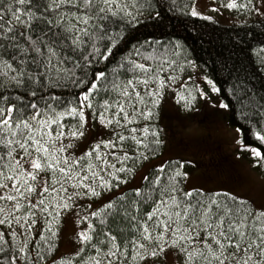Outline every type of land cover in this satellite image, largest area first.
<instances>
[{"label":"snow or ice","instance_id":"obj_1","mask_svg":"<svg viewBox=\"0 0 264 264\" xmlns=\"http://www.w3.org/2000/svg\"><path fill=\"white\" fill-rule=\"evenodd\" d=\"M138 2L0 0V264H40L43 252L54 247L62 212L82 195L98 197L100 189L125 183L119 174L133 171L127 162L147 159L149 143H161L158 138L146 143L149 135L158 137L149 126L131 125L152 118L167 83L160 78L168 71L163 65L171 68L175 61L149 53L142 58L163 56L159 66L125 57L111 72L84 73L93 60L110 58L119 42L116 30L137 19L131 9ZM251 4L230 0L225 6L247 9ZM191 15L200 14L193 8ZM121 70L128 79L120 78ZM157 80L155 89L147 87ZM207 83L212 92L219 91L212 80ZM70 87L68 99L64 93ZM88 110L110 129V138L77 156L73 141L85 135ZM255 138L264 143L259 132ZM237 144L264 159L258 148L239 139ZM175 163L168 183H161L165 168L160 166L162 175L145 176L147 189H135L131 202L122 195L81 217L88 226L77 233L82 246L76 255L88 248L92 252L81 257V264H140L168 250L177 254L178 264H264V208L230 194L183 191L177 178L188 174L184 163ZM38 222L44 227L35 239Z\"/></svg>","mask_w":264,"mask_h":264},{"label":"trees","instance_id":"obj_2","mask_svg":"<svg viewBox=\"0 0 264 264\" xmlns=\"http://www.w3.org/2000/svg\"><path fill=\"white\" fill-rule=\"evenodd\" d=\"M193 4L194 0H139L137 7L131 9L137 19L130 24L121 25L120 29L116 30L119 42L110 58L107 61L93 60L91 67H85L84 73L89 75L97 71L111 72L113 68H117L120 63L125 61V57L145 63L147 66H159L163 56H158L154 60H144L142 57L147 56L149 53H164L170 62L175 61L171 68H169L168 64L163 65L168 71L161 72L160 78L167 83L161 89L159 103L153 108L154 114L152 118L149 121L141 120L139 124L131 125V127L139 128L149 126L151 131L158 133V137L149 135L146 143L157 138L161 143L159 145L149 143L151 151L145 152L147 159L127 162V166L131 167L133 171L129 174H119L120 179L126 181L125 183H119L118 187L113 186L110 191L100 189L101 194L98 197L82 195L76 199L73 207L76 204L80 205L84 216L89 214L88 211L92 212L102 209L108 202H118L119 197L122 195L129 202L135 199L133 195L135 189H147L148 187V183L144 179L138 185L133 183L138 169L148 162L159 158L166 151V148L177 149L178 154L169 157L162 165L150 167L145 175L150 180L162 175L157 171L160 166L165 168V173L161 179L162 184L168 183V177L176 170L177 164L175 162L185 164L182 169L183 172L192 168L193 164L188 163L190 160L182 155V153L187 152L188 148L178 145L179 141L174 139L178 138V136L173 138V129L175 127L173 121L174 112L165 110L162 104L164 97L171 92L174 94V103L178 110L185 109V111H188L191 105L194 106L200 92L193 76L195 67H197L198 72L202 71L206 74L219 89L217 94L223 100L222 102L228 105L227 108L222 109V116L224 115L228 124L240 129V140L243 141L245 146L258 148L264 154V143L255 138L257 132L264 135V18L224 23L218 18L204 19V16H192L191 8ZM157 12L160 13L159 17L156 15ZM137 49L140 55L136 54ZM125 66L129 65L125 64ZM84 73L78 74L84 75ZM169 76L174 79L169 80ZM120 78L128 79L129 75L121 70ZM175 82H179L177 87L173 86ZM157 85L158 80L150 83L147 87L155 89ZM208 86L211 87L210 85ZM140 90L143 92V85L140 86ZM72 91L74 89L70 87L64 93L65 97L71 99ZM179 93L185 98L184 100L180 99ZM147 107L152 108V105L149 103ZM190 114H193L190 116L193 119L194 117L198 118L196 116L198 112ZM86 116L88 123L85 125V135L73 141L75 145L73 151L77 156L89 151L95 143L110 138V129L99 124L92 117L90 110L86 111ZM140 150L145 151L144 149ZM101 151L105 150L102 148ZM246 154H243V156L254 161V166L264 171V159L253 155L249 157ZM108 159L111 163H116L117 167H121L116 160L111 157H108ZM177 182L183 191H189L186 188L185 177H178ZM115 183L113 181L114 185ZM190 190H199L208 195L216 193L230 194L226 192L229 191L227 189L223 191L212 189L203 191L200 188H193ZM80 191L83 193L86 190L81 189ZM230 195L254 205L250 198ZM93 203H95V207L89 209L88 205H93ZM148 210L145 207L144 211ZM68 212L69 210L62 212L57 236L52 241L54 247L50 251L43 252L44 260L40 264H54V262L55 264H60L61 261L81 264V257L86 258L92 255L90 248L81 253L80 256L76 255L77 250L82 246L81 243H79L75 253H59L63 219ZM92 222L96 223L95 218L92 219ZM43 227V223L38 222L36 229L32 233L35 239L39 238V232ZM3 230L7 231V228L4 227ZM31 247H34V245H31ZM39 250L36 249V251ZM36 251L32 252L33 258L36 256ZM160 256L155 258L148 257L145 261H141L140 264L148 263L147 261L149 260H153L158 264L155 260ZM149 263H152V261ZM176 264H178V261Z\"/></svg>","mask_w":264,"mask_h":264},{"label":"rangeland","instance_id":"obj_3","mask_svg":"<svg viewBox=\"0 0 264 264\" xmlns=\"http://www.w3.org/2000/svg\"><path fill=\"white\" fill-rule=\"evenodd\" d=\"M229 2L230 0H194L191 11L195 8L199 16L218 18L224 23L264 18V0H252V4L247 9H228L225 5ZM236 2L237 4L247 3V0H236ZM214 8L217 11H213ZM193 76L200 90L194 106L191 105L188 111L178 110L174 103V94L171 92L164 97L162 104L165 110L174 112L173 138L178 136L174 138L179 141L178 145L188 148L182 155L193 164L192 168L185 171L188 174L185 178L186 188L188 190L200 188L203 191L227 189L229 191L226 192L250 198L255 207L262 208L264 206V171L256 168L254 161L243 156L247 153L249 157H252V153L240 150L237 144V140H240L238 128L228 124L224 115L222 116L223 108L220 105L223 100L208 86L206 80L210 78L202 71L198 72L197 67L194 68ZM178 85L179 82L173 84L174 87ZM178 95L181 96V93ZM192 112H198L196 115L198 118L190 117L193 115L190 114ZM177 151V149L166 148L159 158L138 169L133 183L140 184L150 167L162 165L169 157L177 155ZM94 207L95 203L89 209ZM82 210V207L76 204L65 214L59 253L76 252L80 243L77 233L87 229L88 226L87 221L81 220L84 216ZM151 261L152 263H149ZM155 261L158 264H176L177 257L172 250H168ZM147 262L145 264H156L153 260Z\"/></svg>","mask_w":264,"mask_h":264}]
</instances>
